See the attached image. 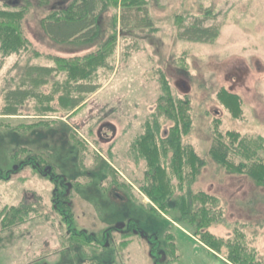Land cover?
<instances>
[{"label":"rangeland","instance_id":"1","mask_svg":"<svg viewBox=\"0 0 264 264\" xmlns=\"http://www.w3.org/2000/svg\"><path fill=\"white\" fill-rule=\"evenodd\" d=\"M76 1L0 0L19 26L0 42V264H264V0H142L149 28L99 0L89 38L51 39ZM194 18L217 37L180 38ZM18 87L35 95L4 114ZM151 132L165 168L177 146L199 161L166 169L160 203L138 152Z\"/></svg>","mask_w":264,"mask_h":264},{"label":"trees","instance_id":"2","mask_svg":"<svg viewBox=\"0 0 264 264\" xmlns=\"http://www.w3.org/2000/svg\"><path fill=\"white\" fill-rule=\"evenodd\" d=\"M129 1V2H128ZM124 6L121 15L120 23L124 28H149L152 26V20L148 15L145 2L142 0H128ZM99 8V0H78L74 4L75 16L61 20H46L44 22V30L47 35L55 41H67L70 39H87L95 31L96 14ZM2 20V21H1ZM4 20V21H3ZM18 18L14 14L6 15L0 13V42L5 46H15L19 39V26L17 24ZM179 37L197 42H210L217 37V25H204L203 19L194 18L188 25L180 28ZM18 49V47H16ZM40 72L50 73L52 69L42 68L38 69ZM96 86L90 84H77L75 86L76 92L91 93L95 91ZM34 96L35 93L29 89L18 87L10 89L4 94L5 109L4 114L15 115L17 106L22 104L29 96ZM78 98H71L69 100V107L74 108L79 104ZM174 134L170 137V143L176 139L175 129L171 130ZM152 135V136H149ZM153 132L148 136H143V140L147 144H140L139 153L146 156L147 175L151 178L150 184L144 188V192L148 197H151L156 203H160L162 198H167V194L171 191L169 183V176L166 169L169 168L174 177H178L181 172V163L186 166L195 163L197 157L187 148H182L181 152L179 146L173 149V155L167 168L162 166L158 160V149L152 140ZM142 141V140H141ZM140 141V143H141ZM146 144V145H145ZM222 144L219 140L210 148V155L221 162L223 165L226 162V156L223 152ZM240 150V149H239ZM244 151V152H243ZM243 154L248 156V151L243 150ZM179 179V178H178ZM186 204V205H185ZM182 206L186 207V212L192 211L193 199L190 197ZM194 213V211H192ZM198 214V213H196ZM201 214V213H200ZM194 215V214H191ZM195 217V216H193ZM213 244V242H212Z\"/></svg>","mask_w":264,"mask_h":264}]
</instances>
